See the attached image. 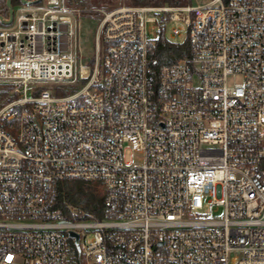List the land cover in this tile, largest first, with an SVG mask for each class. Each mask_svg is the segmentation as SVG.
Segmentation results:
<instances>
[{"label":"built area","instance_id":"1","mask_svg":"<svg viewBox=\"0 0 264 264\" xmlns=\"http://www.w3.org/2000/svg\"><path fill=\"white\" fill-rule=\"evenodd\" d=\"M81 12L29 0L0 26V264H264V0L106 11L60 95ZM179 22L191 53L160 64L147 25ZM66 178L99 183L101 218L56 206Z\"/></svg>","mask_w":264,"mask_h":264},{"label":"trees","instance_id":"2","mask_svg":"<svg viewBox=\"0 0 264 264\" xmlns=\"http://www.w3.org/2000/svg\"><path fill=\"white\" fill-rule=\"evenodd\" d=\"M14 7L20 5L22 0H11ZM129 5H184L191 3V0H127ZM69 4V3H68ZM0 14L9 17V7L7 0H0ZM0 25L3 23L0 21ZM191 53L189 41L182 43H175L165 36L164 31H160L159 37L150 52L151 58H157L160 64H169L177 61L180 58L189 56ZM93 64V63H92ZM78 86L60 87L57 93L66 95L76 91ZM13 89V85L7 83H0V101L4 94ZM18 93H14L8 98V101L14 100L18 97ZM93 181L82 179H62L57 184L58 198L56 206L61 207L63 211L67 212V205H75L93 213L96 217L101 218L104 211V196L101 190L97 188L99 183L94 186ZM75 257L79 258V252L74 249ZM78 263L80 261L78 260Z\"/></svg>","mask_w":264,"mask_h":264},{"label":"rangeland","instance_id":"3","mask_svg":"<svg viewBox=\"0 0 264 264\" xmlns=\"http://www.w3.org/2000/svg\"><path fill=\"white\" fill-rule=\"evenodd\" d=\"M211 0H191V3L193 4H203L206 2H209ZM69 5L71 7H80L82 12L80 17L77 19V24L79 25V28L77 32V38L75 40V50L77 54V61L75 63V74L73 76V79L63 84L64 87L68 86H78V88L82 87V84L80 82H77L79 79L77 77L79 65L81 63H90L92 64L95 59V33L97 30V26L102 18V15L106 11H110L113 9H116L121 6H130L127 3V0H67ZM173 25H176L180 27L181 34L177 37H172L171 35V27ZM1 26V25H0ZM148 27V33L150 38H158L160 34V26L157 23H149L147 25ZM187 28L186 26L179 22V23H171L169 26H167L165 31V36L175 43H182L187 40ZM42 84H45L46 86H50V83L42 82ZM14 89H11L7 91L2 100L0 101V108L5 106L11 101H8V98L14 94ZM32 91L29 90L28 95H32ZM94 186L97 185V182H94ZM97 188L102 191V188L100 185H97ZM90 236V235H89ZM74 249L78 248L76 246H72L71 249V256L73 257V261L76 260ZM79 252V251H78Z\"/></svg>","mask_w":264,"mask_h":264},{"label":"water","instance_id":"4","mask_svg":"<svg viewBox=\"0 0 264 264\" xmlns=\"http://www.w3.org/2000/svg\"><path fill=\"white\" fill-rule=\"evenodd\" d=\"M28 2H29V0H22V3H28ZM7 4L9 7V18L5 19V17L2 14H0V21L3 24L10 25L12 23L13 17H14V6H13L11 0H7ZM70 234H71V236L76 238V246H77V248H79V235L74 231H71Z\"/></svg>","mask_w":264,"mask_h":264}]
</instances>
